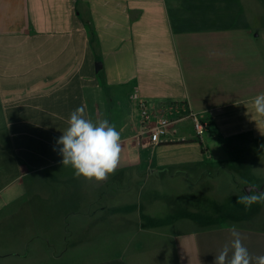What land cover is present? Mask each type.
Returning <instances> with one entry per match:
<instances>
[{"label":"crops","instance_id":"crops-1","mask_svg":"<svg viewBox=\"0 0 264 264\" xmlns=\"http://www.w3.org/2000/svg\"><path fill=\"white\" fill-rule=\"evenodd\" d=\"M262 92L264 0H0V264H213L232 226L264 254V204L198 229L188 211L154 208L162 190L225 195L219 205L264 191V118L236 104ZM141 103L175 120L166 142L139 141ZM82 105L121 135L100 183L62 166L56 144ZM103 217L120 236L106 229V245L84 249L82 227Z\"/></svg>","mask_w":264,"mask_h":264},{"label":"clouds","instance_id":"clouds-1","mask_svg":"<svg viewBox=\"0 0 264 264\" xmlns=\"http://www.w3.org/2000/svg\"><path fill=\"white\" fill-rule=\"evenodd\" d=\"M251 104L257 116L264 118V92L249 101L236 104ZM86 106L72 111L66 120L67 127L56 140L62 156V166L71 167L76 178L94 180L97 183L114 175L121 161V135L107 119L93 122L86 115ZM55 150V149H54ZM241 183L247 184L245 180ZM250 194L240 195L237 204L249 209L252 205L264 204V191L249 187ZM229 239L215 255L213 264H264V254L253 255L245 246L243 236L235 226L229 228Z\"/></svg>","mask_w":264,"mask_h":264},{"label":"rangeland","instance_id":"rangeland-1","mask_svg":"<svg viewBox=\"0 0 264 264\" xmlns=\"http://www.w3.org/2000/svg\"><path fill=\"white\" fill-rule=\"evenodd\" d=\"M199 60H202V54L199 53L197 56ZM36 183L37 181L39 182V179H35ZM40 187L44 186L42 183H39ZM55 186H52L54 188ZM85 187V186H84ZM202 188V187H201ZM200 190V189H199ZM202 190H206V188H202ZM205 192V191H204ZM133 194V193H132ZM190 194V193H189ZM69 196V194H66ZM137 194L134 193V196ZM194 201L192 200V195H187V194H168L164 190H162V193L159 197L158 202L160 205H155L154 208H156L158 217L164 218L168 217L170 214L174 215H182V212L184 214L189 215H184L185 216V222L188 224V228H207L211 226L214 222L218 221H226V222H233L234 221V216L236 209H239L240 211H248L252 213H256L258 210H256L255 205H252L249 209H245L244 205H219V202H225L226 196L225 195H220L218 193H203L200 191V193H195L194 195ZM177 202L179 204H184L188 203V205H166L167 202ZM194 202V205L192 203ZM43 205V204H42ZM60 210L61 212H66L67 215V220L69 221L68 223H71V221H75L74 214L71 212L77 211L79 212V209L75 210L78 205H73L70 200H66L65 203H61ZM188 211V213H186ZM42 213V210L38 211ZM137 210H132V215L134 217H137ZM259 212V211H258ZM83 215V221L87 220L90 221V213H82ZM80 216V215H79ZM194 216V217H193ZM106 217V216H105ZM105 217L99 218L98 223H102L103 227L102 228H97V230H92L90 232L89 230L91 229V226L89 224L84 225L82 227L83 230L87 229V234L85 232V235L83 236V245L85 246L84 249L86 250H94L98 249L101 245H106L105 241H102L100 243H97V240H99L102 236V234L106 233L108 235L109 231L110 234H114V236L117 238L120 236L122 230V227L120 229V225H117L116 222L110 220L105 221ZM102 219V220H101ZM136 220V219H134ZM105 221V222H104ZM133 221V219H132ZM132 229H138L140 226L135 225V226H130ZM75 227L74 226H68V230H70L72 233L74 232ZM92 233V234H91ZM98 235V236H97ZM92 236L94 237V240L92 239ZM102 249V248H101Z\"/></svg>","mask_w":264,"mask_h":264},{"label":"built area","instance_id":"built-area-1","mask_svg":"<svg viewBox=\"0 0 264 264\" xmlns=\"http://www.w3.org/2000/svg\"><path fill=\"white\" fill-rule=\"evenodd\" d=\"M140 111L141 123L137 134L139 141L147 137L151 144L160 145L167 141V137L171 132H175V120L168 111L163 109L156 111L152 108H148L145 103L140 104ZM192 117H194V115H192ZM194 119V129L197 136L200 137L206 124L199 121L196 117H194Z\"/></svg>","mask_w":264,"mask_h":264},{"label":"water","instance_id":"water-1","mask_svg":"<svg viewBox=\"0 0 264 264\" xmlns=\"http://www.w3.org/2000/svg\"><path fill=\"white\" fill-rule=\"evenodd\" d=\"M249 187H255V186H246V187L244 188V190H245L247 193H249V192H248V188H249ZM259 189H260L261 191H263V187H261V188H259Z\"/></svg>","mask_w":264,"mask_h":264}]
</instances>
